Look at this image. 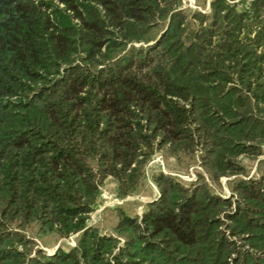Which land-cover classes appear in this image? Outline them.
I'll use <instances>...</instances> for the list:
<instances>
[{"label": "trees", "instance_id": "16d2710c", "mask_svg": "<svg viewBox=\"0 0 264 264\" xmlns=\"http://www.w3.org/2000/svg\"><path fill=\"white\" fill-rule=\"evenodd\" d=\"M156 151L204 173L159 170L139 215L89 224ZM262 154L264 0H0V264H264V165L242 163Z\"/></svg>", "mask_w": 264, "mask_h": 264}, {"label": "rangeland", "instance_id": "374dc122", "mask_svg": "<svg viewBox=\"0 0 264 264\" xmlns=\"http://www.w3.org/2000/svg\"><path fill=\"white\" fill-rule=\"evenodd\" d=\"M184 2L191 8L208 10V0H184ZM261 159H264V154L256 158L243 157L242 163L250 175H257L259 167L264 165ZM159 170L175 175L185 184L196 179L198 173H204L195 156H169L164 151H156L144 168V178L131 194L119 197L116 182L109 177L103 181L97 204L88 220L89 224L97 226L103 233L110 234L117 222V208H122L131 215H139L146 208L147 202L157 196L158 191L152 181V175ZM231 178L221 177L218 183H212V188L218 193L227 194L228 182ZM28 234L33 235L37 244L47 253H53L58 246L68 247L75 242V235L68 238H58L54 234L38 236L33 228Z\"/></svg>", "mask_w": 264, "mask_h": 264}, {"label": "built area", "instance_id": "2783aa9c", "mask_svg": "<svg viewBox=\"0 0 264 264\" xmlns=\"http://www.w3.org/2000/svg\"><path fill=\"white\" fill-rule=\"evenodd\" d=\"M230 3H238L239 6H248L251 0H227Z\"/></svg>", "mask_w": 264, "mask_h": 264}]
</instances>
